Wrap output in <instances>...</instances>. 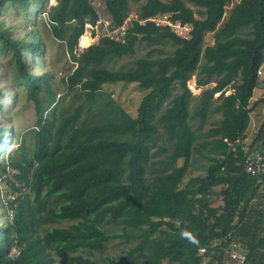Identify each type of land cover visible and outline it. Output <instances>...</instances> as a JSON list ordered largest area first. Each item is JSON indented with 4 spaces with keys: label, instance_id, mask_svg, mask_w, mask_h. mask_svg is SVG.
<instances>
[{
    "label": "trees",
    "instance_id": "obj_1",
    "mask_svg": "<svg viewBox=\"0 0 264 264\" xmlns=\"http://www.w3.org/2000/svg\"><path fill=\"white\" fill-rule=\"evenodd\" d=\"M46 1L0 0V13L7 4L26 10ZM190 1L203 17L183 0H146L122 40L102 35L76 54L85 24L95 25L99 14L91 0H56L45 12L46 22L75 62L68 87L84 95L72 112L61 110L56 122L47 72L26 67L24 51L42 53L40 37L31 30L16 38L0 20V49L10 50L16 80L37 114L35 126L19 140L11 126L0 124V144L4 131L10 132L9 148L18 144L0 161V179L12 193L5 203L10 216L0 224V264H54V255L66 254L60 264H264V168L247 171L240 148L250 131V112L262 103L259 125L246 142L249 151L264 154V97L250 105L264 62V0H235L225 18L233 0ZM104 4L111 23L121 25L128 0ZM160 13L190 22V37L139 21ZM206 33L211 44L204 43ZM161 40L175 45L171 55L138 57L128 68L105 66L132 55L138 41ZM192 76L202 87L198 94L187 87ZM119 82L145 91L135 115L103 90ZM227 88L232 91L225 94ZM94 102L98 107L80 119L85 105ZM210 111L221 117L205 130ZM194 156L204 159L205 172L184 181ZM63 220L71 222L45 226ZM114 239L137 242L117 258L103 253L102 263L87 255ZM231 241L239 244L242 261L226 252Z\"/></svg>",
    "mask_w": 264,
    "mask_h": 264
},
{
    "label": "rangeland",
    "instance_id": "obj_2",
    "mask_svg": "<svg viewBox=\"0 0 264 264\" xmlns=\"http://www.w3.org/2000/svg\"><path fill=\"white\" fill-rule=\"evenodd\" d=\"M146 0H128L129 11L125 19L127 23L132 18L137 17V11L139 7ZM166 1V0H163ZM185 4L195 10V16L197 18L203 17L202 14H199V7L196 6L190 0H183ZM235 2L231 1L225 7V12L223 18H225L229 12L230 7ZM56 3V0H47L41 6H36L34 3H30L27 9L21 8L19 5L11 6L6 5L2 13H0V20L3 21L5 26H9L12 31V36L16 38L27 37L26 32L35 30L38 36L40 37L42 45V53L39 56H35L33 53L24 51V56L26 60V67L31 73L38 74L41 72H47V81L50 89V98L53 97L54 103L56 104V109L54 111V122L58 121L61 118V110L64 113H70L72 110L84 100L83 93H80L76 96V93H79L75 88H69L66 83L67 76L75 68V62L71 60L69 53L66 51L65 44L63 40H58L55 38L50 30L49 25L46 22V11L49 7ZM91 3L95 6L99 14V24L92 27V34L90 36L91 30L90 27L85 25L84 33L90 38L89 42L85 46H81L79 41H82V37H79L77 45L74 49V52L77 54L83 50L88 45L97 41L98 37L108 33V24L110 22L108 19V13L105 9L104 0H91ZM25 12L27 14L25 15ZM108 20V21H105ZM83 33V34H84ZM30 34V33H29ZM28 34V35H29ZM96 34V35H95ZM213 42L211 33H206L204 36V43L211 44ZM175 45L169 40H161L156 44H146L143 41H138L135 44V52L132 55H125L116 59H112L105 63V66L111 69L117 68H128L133 66V60L138 57H158V56H167L171 55L174 51ZM157 51H153V50ZM11 52L10 50H1L0 49V124L3 127L11 126V130L14 132V140H19L23 133L29 131L30 128L35 126L37 120L36 107L32 99L27 97L26 89L23 85H20L16 80L15 69L13 63L11 62ZM201 63L203 60L200 61ZM262 71L264 77V62L262 64ZM190 85L193 84V78L188 81ZM214 82L208 83L206 86H210ZM189 88V87H188ZM202 87L193 88L194 92L191 91V94H198ZM227 92H231V88H227ZM104 91L112 92L111 97L114 98L130 115H135L136 107L139 103L140 98L143 96L145 91L141 89L137 83L130 84H121L116 83L115 85H106L103 87ZM260 93L254 92L250 99V105L257 100L259 97H264V87L259 90ZM40 94L43 97H47V91L42 90ZM48 96V97H49ZM216 97V95H214ZM45 102H43L44 105ZM98 103H87L85 105L84 111L80 117L83 119L85 116L89 115V109H96ZM192 107V105H191ZM263 104L260 103L256 105L250 112V124L247 137V142H250L251 137H253L256 128L259 125L260 119L262 117ZM44 114H46L44 112ZM220 114L215 112H209L207 119L204 125V129L215 125L220 119ZM10 135V132L4 131L3 133V143L0 144V161L5 159L7 155L13 153L14 149L18 144H13L10 148L8 147L7 137ZM25 145L27 146L30 143L29 135H26L24 140ZM164 154L158 155L157 158L163 157ZM194 162L191 169V172H188L184 181L193 175H202L205 172L204 168V159L194 156ZM156 160V158H154ZM182 159H179L177 164H181ZM216 197L214 198L215 204L221 203V197L218 195L219 187L215 188ZM12 193L9 192V187L4 181L0 179V224H5L6 220L10 216L11 210L6 207V200L10 198ZM71 221H55L51 224L52 226H66ZM43 231V229H42ZM40 233H42L40 231ZM137 240L132 239L129 242H125L122 239H114L105 244V248L102 250H97L90 252L87 255L94 257L102 263L103 253L108 254L109 256L117 258L119 255H124L127 251L136 245ZM55 263L58 262V258H66V255H54ZM207 259V258H204Z\"/></svg>",
    "mask_w": 264,
    "mask_h": 264
},
{
    "label": "built area",
    "instance_id": "obj_3",
    "mask_svg": "<svg viewBox=\"0 0 264 264\" xmlns=\"http://www.w3.org/2000/svg\"><path fill=\"white\" fill-rule=\"evenodd\" d=\"M171 14L169 13H161V14H157L151 17H148L144 20H139L140 22H144L146 20H150L152 22H154L156 25H166L169 26L170 29L175 32L177 35L180 36H187V33L190 29V26L186 23L182 24L177 20H173L171 17ZM126 19V18H125ZM108 21V20H105ZM130 21V20H129ZM129 21L126 23L125 20L121 25H113L110 22H106L108 24V33H106L105 35L115 39V40H122L123 35L125 33V29L128 26ZM99 24V20L97 21V23L95 25ZM85 25H87L88 27H90L91 33L90 36L92 34V27H96L95 25H91L90 23H86ZM96 35V34H95ZM93 36V34H92ZM194 84V83H193ZM188 86L193 90V86L194 85H190L188 84ZM257 87L259 88H263L264 87V77H263V71H262V65L258 68L257 70ZM238 143V142H236ZM249 145L247 144L246 140L243 141V143L241 144L240 148L241 150H243L244 152H246V158H245V167L246 170L251 172V173H255L256 171L262 170L264 168V154H262L261 152H259L258 150H250L249 151ZM235 149V145H232V150ZM229 249L226 251L229 256L231 257H235L238 260L242 261L243 260V254L242 251L239 247V244L236 243L235 241H231L229 244ZM206 250V247H200L198 249V252L200 254H204Z\"/></svg>",
    "mask_w": 264,
    "mask_h": 264
},
{
    "label": "clouds",
    "instance_id": "obj_4",
    "mask_svg": "<svg viewBox=\"0 0 264 264\" xmlns=\"http://www.w3.org/2000/svg\"><path fill=\"white\" fill-rule=\"evenodd\" d=\"M160 14H161V13H160ZM169 14H171V13H169ZM156 15H157V14H156ZM150 17H151V16H150ZM147 18H148V17H147ZM145 19H146V18H145ZM177 21H179V22L182 23V24L186 23V24H188V25L190 26V29H189V31H188L186 37H184V36H180V35H178V36L183 37V38H186V39L189 38V37H190V33H191V29H192V24H191L190 22H181L180 20H177ZM168 27H169V26H168ZM169 28H170V27H169ZM170 30H171V29H170ZM174 33H175V32H174ZM175 34H176V33H175ZM176 35H177V34H176ZM192 78H193V83H194V84H192V85H194L193 88H195V89L198 88V89H199L200 87L197 86L196 83H195V81H194V76H192L190 79H192ZM190 79L187 80V87H189V86H188V84H189L188 81H189ZM260 89H261V88L257 87V84H256V87H255L254 90H253V94H254V92H259ZM189 90L192 91V92H194V90H192L190 87H189ZM227 90H228V89H226V90L224 91L225 94L230 93V92H227V93H226ZM200 91H201V90H200ZM231 91H232V90H231ZM219 93H220V92H216V93H214V95H216V97H217V96L219 95ZM192 94H193V93H192ZM226 251H227V250H226Z\"/></svg>",
    "mask_w": 264,
    "mask_h": 264
},
{
    "label": "bare ground",
    "instance_id": "obj_5",
    "mask_svg": "<svg viewBox=\"0 0 264 264\" xmlns=\"http://www.w3.org/2000/svg\"><path fill=\"white\" fill-rule=\"evenodd\" d=\"M80 37H82V41H79L81 46H85L88 44L90 38L88 37V35L86 33L82 34Z\"/></svg>",
    "mask_w": 264,
    "mask_h": 264
},
{
    "label": "crops",
    "instance_id": "obj_6",
    "mask_svg": "<svg viewBox=\"0 0 264 264\" xmlns=\"http://www.w3.org/2000/svg\"><path fill=\"white\" fill-rule=\"evenodd\" d=\"M258 93H260V92H258Z\"/></svg>",
    "mask_w": 264,
    "mask_h": 264
}]
</instances>
